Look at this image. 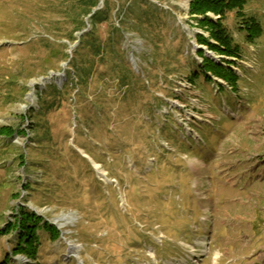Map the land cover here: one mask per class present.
<instances>
[{
	"label": "rangeland",
	"instance_id": "rangeland-1",
	"mask_svg": "<svg viewBox=\"0 0 264 264\" xmlns=\"http://www.w3.org/2000/svg\"><path fill=\"white\" fill-rule=\"evenodd\" d=\"M190 2L99 0L111 18L93 19L90 0H0V230L13 226L0 260L218 264L231 242L219 264H264V0L225 19L239 92L189 79L199 50L225 57L199 42L210 32ZM249 16L263 28L253 44ZM22 210L36 215L35 257L14 252Z\"/></svg>",
	"mask_w": 264,
	"mask_h": 264
},
{
	"label": "trees",
	"instance_id": "trees-1",
	"mask_svg": "<svg viewBox=\"0 0 264 264\" xmlns=\"http://www.w3.org/2000/svg\"><path fill=\"white\" fill-rule=\"evenodd\" d=\"M99 0H90V6L87 10V14L92 13V18L96 19H109L111 16L105 15L104 10H94L98 5ZM143 3H148V0H141ZM250 0H191L190 2V14L195 15V17L202 16L203 19L199 20L200 25L203 28H206L210 32V37L206 38L202 34L198 35V40L202 44L208 45V48L219 55L225 56L220 60V62L210 58L209 56L204 54L203 50H199V53L203 57L201 62L193 64L191 68V72L189 74V79L192 82H195L201 75H203L206 79L212 80V75L217 76L224 80L229 86L234 89L235 92L241 91V86L239 85V81L243 80L242 76L236 72L235 69L231 67L232 64L236 63V60L243 57L242 50L240 45L236 41L233 34L230 32L228 27L226 26L225 19L228 14L231 12H236L242 18L244 17V9L247 3ZM141 14H145V16H149V11L146 8H140ZM147 11V13H146ZM157 9L153 10V15L157 12ZM214 13L216 18H213L208 15V13ZM106 17H103V16ZM151 18V15L149 16ZM121 20H124L121 18ZM147 24V25H146ZM145 25L138 27L139 29L149 28L151 24L147 21ZM244 24H247L248 33L246 34V39L248 44H253L259 36L263 33V28L261 24L257 21V19L253 16H249L248 19L244 20L243 24L240 26L241 30L244 29ZM160 26V24H158ZM85 24L79 26V29L84 27ZM118 31V29H115ZM245 34V33H244ZM91 36V35H90ZM213 40V41H211ZM92 49L93 54L100 55L103 50L100 48V44L97 45L95 43L87 44ZM236 58V59H234ZM238 66V65H236ZM242 67V66H239ZM90 74V72H89ZM220 88L223 91H226V87L224 84L218 83ZM244 87V86H243ZM7 128H0V134H3ZM11 132V131H10ZM10 134V133H9ZM21 221H19L20 234L19 239L20 242L15 245L14 252H24L28 255L36 256L37 255V245L35 243V230L37 227L36 224V215L27 211L22 210V215L20 216ZM12 226V225H11ZM9 226V228L11 227ZM16 224L14 225V227ZM45 228L49 229L52 233V237L57 239L60 235L59 229L48 223L43 225ZM13 227V226H12ZM8 227L0 230V235L10 230ZM28 242L31 244L30 248L27 247ZM0 264H9L8 260H0Z\"/></svg>",
	"mask_w": 264,
	"mask_h": 264
},
{
	"label": "crops",
	"instance_id": "crops-1",
	"mask_svg": "<svg viewBox=\"0 0 264 264\" xmlns=\"http://www.w3.org/2000/svg\"><path fill=\"white\" fill-rule=\"evenodd\" d=\"M256 177H253L252 181H255ZM233 243L231 242H225L224 243V249L223 252L219 254V258H217V262L219 263H227L229 261L232 260L233 258V254H232V250L234 249V247L232 246ZM236 244V243H234ZM227 250H230V252H228Z\"/></svg>",
	"mask_w": 264,
	"mask_h": 264
},
{
	"label": "bare ground",
	"instance_id": "bare-ground-1",
	"mask_svg": "<svg viewBox=\"0 0 264 264\" xmlns=\"http://www.w3.org/2000/svg\"><path fill=\"white\" fill-rule=\"evenodd\" d=\"M86 156H87V155H86ZM92 162H93L95 168H97V169L100 168L99 164H98L96 161L93 160ZM64 219L66 220V222H64L65 224H66V223H68V224H72V223L74 222V220H75V217H70V218L64 217ZM73 248H76V249L79 251V246H75V247H73ZM203 250H204V249L201 248V251H203Z\"/></svg>",
	"mask_w": 264,
	"mask_h": 264
}]
</instances>
